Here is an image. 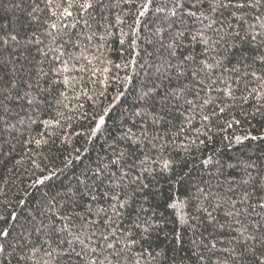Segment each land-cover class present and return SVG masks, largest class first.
<instances>
[{
  "label": "snow or ice",
  "instance_id": "snow-or-ice-1",
  "mask_svg": "<svg viewBox=\"0 0 264 264\" xmlns=\"http://www.w3.org/2000/svg\"><path fill=\"white\" fill-rule=\"evenodd\" d=\"M0 264H264V0H0Z\"/></svg>",
  "mask_w": 264,
  "mask_h": 264
}]
</instances>
